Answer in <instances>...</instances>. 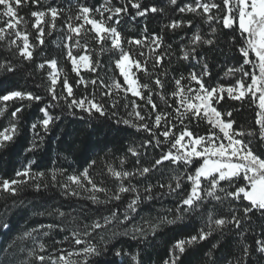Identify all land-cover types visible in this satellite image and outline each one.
<instances>
[{
  "label": "trees",
  "instance_id": "trees-1",
  "mask_svg": "<svg viewBox=\"0 0 264 264\" xmlns=\"http://www.w3.org/2000/svg\"><path fill=\"white\" fill-rule=\"evenodd\" d=\"M216 2L220 3V0ZM106 3L107 0H40L39 4H33L31 0H28L24 3L18 9V14L27 21L26 30L30 33L29 39L36 45L31 61L19 57L15 46H11L9 50L8 40L12 39V36L0 41V62L9 60L16 68L15 72L0 69V95L11 90H21L43 97L39 102H23L25 107L24 111L18 114L17 133L7 147L0 148V180L15 178V173L29 164H31L33 177L26 185L21 186L15 196L5 194L0 197V250H3L0 251V262L3 264H29L30 261L32 264H38L28 255L31 249H35L38 254L46 258L57 257L61 252L66 255L69 252L78 251L80 246L71 242L70 232L84 224H91L94 220H101V217L109 216L110 211L113 210H118L117 219L103 229L97 230L91 238L95 243H102L100 238L104 237L108 250L103 261H107L108 264H134L132 257L137 253H139L140 264H164L177 240L196 235L201 228L207 230L208 211L198 210L186 214L184 220L177 225H161L153 234L150 225L158 222L160 218L172 219L176 215L181 197L187 194L190 184L186 179H182V187L185 191L169 192L167 188H161L160 185L172 182L177 174L183 177L184 172L188 171L168 162L147 174L146 177L137 175L123 181L125 186L130 184L139 192L140 200L135 210L127 209L128 202L137 194L135 192L123 193L121 200L107 202L121 183L108 172L109 166L116 170L134 171L140 166H150L168 148L167 143L157 146L155 140L151 145L144 146L150 134L133 127L132 124L122 123L125 119L135 124L140 123L138 118L131 114L133 101L142 106V115L151 111L150 108L143 109V100L131 93L123 92L119 95L104 96V89L98 84L95 89V99L103 103L108 111L106 117L99 119L88 118L78 109H67L63 100L58 102L50 100L46 91L49 84V68L46 65L44 69H40L38 65L53 58L57 60L58 67L64 69L69 83L73 84L76 98L91 95L93 86L90 83L87 88L77 85L78 77L72 72L71 64L67 60L65 45L73 46L74 55L81 49L74 46L75 37L72 41L67 40L69 31L66 24L69 17L77 14L79 5L98 8ZM140 3L141 8L155 6L158 9L162 8L163 12L149 13L144 17L136 16L137 10L131 7V0H110L108 6H128L127 13L120 15L118 26V30L126 40L133 37L141 38L145 35L151 36L152 33L163 36V47L158 49L157 53H163L165 59L154 69L152 63L155 57L148 48L129 46L126 43L124 47L130 49L137 59H147L149 71L154 73V76L160 75L164 88L158 89L153 86V100L158 106V111L172 113L174 117L177 98L171 93L176 90L175 79L181 76L187 78L192 71L199 74L202 69L197 59H182V46L190 45V39L197 30L205 38H212L210 24L205 23L201 17L193 13L179 11V8L186 4H194V0H177L176 5H172L170 0H140ZM48 7H56L62 14L56 21L55 30H50L47 24L44 25V44L40 45L35 39L37 31L32 26L35 18L30 13ZM3 10L0 6V13ZM108 15L109 13L105 12V17ZM96 18H100L98 14ZM6 19L0 15V27L4 26ZM45 19L47 20L48 17ZM174 19L192 20L193 25L188 27L185 24L184 27L175 30L166 28L165 25ZM87 27L90 28V26ZM211 27L219 28L220 26L211 24ZM234 35L237 39L235 44H232L230 37ZM85 39L88 40L89 48L92 50L93 59L100 61V67L96 72L84 70L80 72V76L86 81H91L98 76L106 84H111L113 78L123 83V78L114 63L119 58L115 51L106 50L101 53L100 45L92 39L91 35L86 38L80 37V43L83 44ZM239 44L240 37L235 31L222 30L217 35L215 45L211 47L202 45L197 49V57H206L208 72L211 73L210 76L204 77L206 86L235 82L239 74L229 76L226 72L229 68L239 67L242 63L241 55L237 51ZM104 47L107 49L109 45L105 44ZM138 51H144L146 56L136 55ZM137 75L141 83L152 84L154 81V76L150 78L142 73ZM182 84L197 87L195 82L187 79L183 80ZM60 90L58 85V94ZM161 92L166 99L161 98ZM20 104L19 101L8 102L7 112L0 117V130L9 126L12 122L10 113ZM113 104L116 105L115 108L112 107ZM2 106L0 103V107ZM44 107H48L53 117H59L49 126L47 132L38 123L44 118L40 111ZM218 107L221 111L227 109L233 111L232 118L236 121L234 127L258 132V126L255 123L258 109L252 101L239 102L226 99ZM73 111L75 115L72 114ZM81 117L84 118L81 119ZM170 119L177 123V132L182 130L177 121L172 117ZM118 120L121 123H117ZM146 122L151 126V119L146 118ZM33 123L37 124L35 130L31 127ZM189 126L198 135L208 131L203 121L198 126ZM163 130L162 126L156 131V135L159 136ZM160 138L163 140V137ZM34 139L37 144L36 150L26 151ZM129 149H135L140 154L134 156ZM254 150L260 153L264 151V146L257 144ZM92 161H95L94 165ZM85 168L89 169V174L95 182L109 190L107 196L104 193L97 194L100 200L104 201L103 203L90 200L88 197L91 193L88 191L78 189L79 195H70L66 194V190L62 187L65 183H71L68 180L69 176L79 175ZM40 172L44 173L43 177L36 175ZM53 175L56 176L55 180L52 179ZM36 183L41 185L39 190L35 188ZM148 185L153 186L150 193L144 191ZM224 186L227 187V185ZM72 187L75 188V185ZM204 187H207L206 182ZM245 206H247L246 201H225L219 204L213 200L212 203L207 204L208 210L214 209L217 217L230 216L231 209H236L237 214L243 217L242 209ZM61 211L65 213L64 217L58 214ZM101 223H103L102 220ZM5 224L8 227H3ZM49 225L53 227L50 228ZM57 225L59 227H56ZM32 229L37 231L32 237L25 238L24 233ZM138 229H143L144 234L141 235L139 231H136ZM113 233L116 235L113 236ZM262 233H264V218L256 212L251 214L250 222L244 221L241 229L228 225L222 230L214 231L207 240L186 246V251L180 256L178 264H264V257L255 250L256 241L264 238ZM65 237L69 239L65 240ZM40 243L46 245V250L43 252L39 249ZM245 245L249 246V256L242 255V246ZM116 249H119L122 255H114ZM71 259L83 264L81 257L73 255Z\"/></svg>",
  "mask_w": 264,
  "mask_h": 264
},
{
  "label": "snow or ice",
  "instance_id": "snow-or-ice-1",
  "mask_svg": "<svg viewBox=\"0 0 264 264\" xmlns=\"http://www.w3.org/2000/svg\"><path fill=\"white\" fill-rule=\"evenodd\" d=\"M28 0H0V6L3 7V15L7 19L4 26L0 27V41L6 40L8 36L14 35V39L8 40L9 50L11 46H15L19 57L26 61L33 59V53L36 45L32 44L29 37L30 33L26 30L27 21L22 16H19L18 9ZM33 4H39L40 0H31ZM172 5L177 4V0H170ZM110 0L101 7L93 8L84 5H79L78 12L74 17H69L66 27L69 31L67 40L72 41L75 37L74 46L81 49L78 54H73V46L65 45L67 48V60L71 64V70L76 74L78 79L77 85L88 87L89 83L93 86L91 95H83L76 98L74 94L73 84L69 83L67 74L64 69L58 67V62L55 58L45 60L39 64L40 69H44L47 65L49 68L48 79L49 84L46 89L50 96L51 102L63 100L65 107L69 110L78 109L85 113L88 118L106 117L108 115L107 108L103 103L95 99V89L99 84L104 89V96L113 94L131 93L144 101L143 109L150 108V112L141 114L142 106L132 102L133 113L140 123L135 124L130 120H123L125 125L132 124L133 127L142 129L150 134L149 138L144 142V146L151 145L153 140L157 146L168 144V148L163 154L155 159L150 166H140L134 171L116 170L113 167H108V172L121 183L118 185L107 202L112 200H121V194L135 192V198L127 204L128 210H135V207L140 200L138 190L132 186H125L123 181L130 180L135 176L146 177L147 174L162 166L165 162L176 165L178 168L188 169L183 174H177L173 181L164 185L161 188H167L169 192L185 191L182 187V179L190 182L187 194L181 197L179 206L176 210V215L172 219L167 217L160 218L158 222L151 224L153 234L161 225H177L182 222L186 214L198 210L208 211L206 220L207 230L201 228L196 235L187 237L186 239L177 240L171 249L170 255L164 264H178L180 256L185 253L186 246L196 244L200 241L207 240L214 231L222 230L228 225H232L237 229L242 228L245 220L251 221V214L259 212L261 218H264V151L258 153L254 150L257 144L264 146V0H194V4H186L179 8L181 13H193L205 22L210 24V32L212 38H205L197 30L193 33L190 39L189 46H182V59H197L201 63L202 69L199 74L192 71L185 78L181 76L175 79L176 90L171 93L177 98L175 107V116L172 113L158 111V106L153 100V86L158 89H163L164 84L160 75H155L148 69L147 59H137L130 49H125V43L129 46H144L149 49L151 54H154L152 68L161 65L165 59L163 53H157V50L163 47V36L152 33L151 36L145 35L141 38L125 39L118 30L120 24V15L127 13L128 6L111 7L108 6ZM131 7L136 9V16L144 17L149 13L163 12V9H158L155 6L141 8L140 0H131ZM215 10V11H214ZM105 12L109 13L105 17ZM61 11L56 7H48L41 11H32L30 15L35 18L33 28L36 29L37 35L35 39L40 45L44 44L45 28L47 24L50 30H55L56 21L61 16ZM99 15V19L96 15ZM48 17L46 20L45 18ZM135 17H133L134 19ZM78 21V23H73ZM111 22V23H110ZM24 23L25 30H21L19 25ZM192 27L193 21L171 20L166 28L175 30L184 27ZM211 24H218L220 27H211ZM87 26H90L87 27ZM222 30L235 31L240 37V44L237 51L241 55L242 63L239 67L229 68L226 75L236 76L235 82L232 84H217L215 86H206L204 77L210 76L208 72L207 59L204 56L197 57V49L202 45L213 46L216 44V38ZM146 31V26H145ZM92 36L99 45V51H115L119 57L114 61L116 68L119 70L120 76L123 78V83L119 79H112L111 84H106L103 79L97 78L91 81H86L80 76L81 69H86L91 72H96L100 67V61L94 60L92 50L89 48L88 40L85 39L83 44L80 43V37ZM237 36H231L230 42L235 44ZM22 43L17 44V41ZM105 44L109 47L106 49ZM169 47H171L169 45ZM140 57H145L144 51H138ZM0 69L15 72L16 68L11 61L6 60L0 62ZM137 73H142L148 77L154 76V81L150 83H141ZM166 75V73H165ZM195 82L197 87L193 88L182 84L183 80ZM60 86V92H57V86ZM162 99H166L163 93H160ZM43 99L41 95L33 92L11 90L0 95V117H3L8 110V102H21L19 107H16L10 113L12 122L8 127L0 130V148H5L13 141L17 133L18 114L24 111V101L39 102ZM244 102L250 100L258 109L256 112L255 123L258 126V132L252 130L245 131L243 128L234 127L236 125L233 119V111L227 109L221 111L218 107L225 100ZM116 107L115 104L112 105ZM44 118L38 123L43 130L47 132L49 126L54 123L59 117H53L49 113L48 107L41 108ZM75 115V111L72 112ZM130 114V115H131ZM154 114V118H153ZM172 117L181 126L180 131H176L177 123L172 122ZM84 117H81L83 119ZM147 119L152 120L151 126L146 122ZM187 121V123H186ZM207 126L208 131L205 134L198 135L193 132L189 125L198 126L199 123ZM121 123V121H117ZM164 130L159 136L156 135L161 127ZM35 130L36 123L31 125ZM160 137H163L161 140ZM255 138V139H254ZM37 144L35 139L31 146L26 150L32 152L36 150ZM134 156H138L135 149H129ZM139 163V161H137ZM95 164V161H92ZM91 167V165L89 166ZM37 176L43 177L44 173L40 172ZM31 164L26 165L22 170L15 173V178L0 180V197L5 194L15 196L21 189L22 185H26L29 180H32ZM55 180L56 176L53 175ZM71 182L65 183L62 187L66 190V194L79 195L80 191H88L91 195L88 197L96 203H103L100 200L98 193H104L106 196L109 190L106 187L99 185L93 180L89 174V169L85 168L79 175H71L68 177ZM207 187H204V184ZM75 185V188L72 186ZM224 185H227L225 187ZM41 185L35 184V188L39 190ZM47 187V185H45ZM152 185L145 188L146 193H150ZM221 193L223 195H221ZM211 198V199H208ZM216 201L223 204L229 202H247V206L242 209L243 217L237 214L236 209H231L230 216H219L214 214L213 210H208L207 204ZM117 211H110L109 216L101 217V220H94L91 224H84L81 227L70 232L71 242L80 246L78 251L69 252L66 255L61 252L57 257H45L31 249L28 255L34 258L38 264H79L78 261L71 259L73 255L81 257L83 264H102L103 257L107 252V242L104 237H101L102 243H95L91 239L97 230L103 229L117 219ZM61 217L65 216L64 212L58 213ZM127 219V217H125ZM3 227H8L7 224ZM48 227H53L49 225ZM56 227H59L57 225ZM36 229L24 233V237H32ZM141 235L144 234L143 229H138ZM113 236L116 233L112 234ZM264 235V233H262ZM65 237V240H68ZM41 252L46 250L44 243L39 244ZM262 257H264V238L256 241V249ZM3 251V250H0ZM114 255H122L119 249L114 251ZM242 255L249 256V246H242ZM134 264H140L139 253L132 257ZM3 264V262H0ZM29 264H32L30 261ZM103 264H108L103 261Z\"/></svg>",
  "mask_w": 264,
  "mask_h": 264
},
{
  "label": "rangeland",
  "instance_id": "rangeland-1",
  "mask_svg": "<svg viewBox=\"0 0 264 264\" xmlns=\"http://www.w3.org/2000/svg\"><path fill=\"white\" fill-rule=\"evenodd\" d=\"M73 23H78V21H73ZM19 28L21 29V30H24V25H23V23H21L20 25H19ZM12 36V39H14L15 37H14V35H11ZM18 44H20V43H22L21 41H19L18 40ZM84 70H86V69H81V72L82 71H84Z\"/></svg>",
  "mask_w": 264,
  "mask_h": 264
}]
</instances>
